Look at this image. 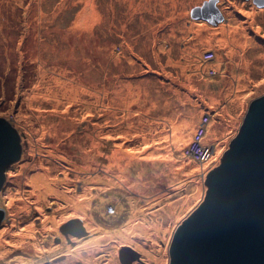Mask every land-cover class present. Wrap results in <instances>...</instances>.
<instances>
[{"label":"rangeland","instance_id":"obj_1","mask_svg":"<svg viewBox=\"0 0 264 264\" xmlns=\"http://www.w3.org/2000/svg\"><path fill=\"white\" fill-rule=\"evenodd\" d=\"M86 1L0 0V119L24 149L0 193V264H123L125 250L136 253L125 264H169L206 174L264 95V0H91L90 22ZM212 3L217 25L197 10ZM236 28L251 40L248 70L227 55L233 42L217 43ZM206 115L215 157L199 165L184 151ZM42 171L51 190L39 201L27 181ZM78 219L82 235L60 233Z\"/></svg>","mask_w":264,"mask_h":264},{"label":"water","instance_id":"obj_2","mask_svg":"<svg viewBox=\"0 0 264 264\" xmlns=\"http://www.w3.org/2000/svg\"><path fill=\"white\" fill-rule=\"evenodd\" d=\"M214 9L212 3L197 10L217 25L225 19ZM23 150L22 135L1 118L0 193ZM206 175L202 203L173 234L169 264H264V95L251 102L220 164ZM6 222V211L0 208V228ZM81 223L79 219L71 221L60 232L67 235L78 230L82 235ZM125 251L128 255L120 257L123 264L136 255Z\"/></svg>","mask_w":264,"mask_h":264},{"label":"bare ground","instance_id":"obj_3","mask_svg":"<svg viewBox=\"0 0 264 264\" xmlns=\"http://www.w3.org/2000/svg\"><path fill=\"white\" fill-rule=\"evenodd\" d=\"M91 3H92L91 0H87L86 1L85 11L87 12L88 15L86 16L84 21H87V20H89V22L90 21H94V19H96V17L98 16V13L93 8V6H91ZM74 24H76V27L78 26L77 22H75ZM231 31H232L233 36H231L230 40H229V36L222 34V35L218 36L220 38L218 39L217 43H219L221 46L222 45L225 46L226 44H229V45L232 46L233 44L231 42H233L235 45H234V47H232L233 48L232 50L229 48L230 50L227 51V48L226 47L224 48V49H226L227 55L235 57V50H237L238 51L237 54L240 55L239 56V60L243 64V68L244 69L246 68L245 70H248V67H247L248 65L246 63V59H247L246 55H247V53H245V51H242V50H244V46L251 42V40L248 38L247 29L246 28H243V29H237L236 28V29H232ZM229 35H231V32H229ZM210 38H215L216 39V37H214V36L207 37L208 45L214 44V39H210ZM203 56H204V53H202V56H201V58H202L201 62L202 63L204 61ZM197 60L198 59H196V61ZM212 60L213 61L216 60V54H215V58H213ZM207 63H209V62H207ZM207 63H205V64H207ZM169 64H173V63L169 62ZM187 65L188 64H186L183 67V71L184 72H186V69L188 68ZM245 70L241 71L239 74H237V76H239L237 78L240 79V83L242 85H243V82H244L242 79L245 80V83H248V82H246L247 76L245 74ZM49 83H51V81ZM51 88H52V83L48 87L44 86V97H47V96L54 97L53 94H52ZM238 88H240V86ZM71 89H73V91ZM71 89H69V90H71L72 94L69 93V95H67V97L71 96L73 98V96L75 94V89L74 88H71ZM68 91H66V93ZM34 98H35V96L32 97V99H34ZM35 99H37V98H35ZM216 99H217V95L215 94V98L213 99V101H216ZM127 128H128L127 130H132V128L129 125L127 126ZM112 157H113V163H115V165H118L120 170H123V169H121V168H123L122 167V159L125 161V159L127 157V154H125V153L123 154V150L122 149L116 148V149H114V153H113ZM166 159H168V158H166ZM83 169H85V168H83ZM27 182H29L31 184V186L33 188V192L37 194L36 198L39 201H43L44 200V192H45V195L47 196V194L51 190V188H50L51 181L49 180V175L46 174V173L44 174V171H42L39 175H37V176H35L33 178H29V180ZM0 242H1V240H0Z\"/></svg>","mask_w":264,"mask_h":264},{"label":"built area","instance_id":"obj_4","mask_svg":"<svg viewBox=\"0 0 264 264\" xmlns=\"http://www.w3.org/2000/svg\"><path fill=\"white\" fill-rule=\"evenodd\" d=\"M212 57L213 56L211 54H208L206 60H212ZM203 120L204 121L202 122V125L199 126L192 142L184 151L186 157L195 160L199 165L205 164L215 157L214 146L203 143L206 135V129L210 124L211 117L206 115ZM110 210H112V213L115 212L114 209Z\"/></svg>","mask_w":264,"mask_h":264},{"label":"flooded vegetation","instance_id":"obj_5","mask_svg":"<svg viewBox=\"0 0 264 264\" xmlns=\"http://www.w3.org/2000/svg\"><path fill=\"white\" fill-rule=\"evenodd\" d=\"M61 233V232H60ZM62 234V233H61ZM68 235H70V234H67L66 236H68Z\"/></svg>","mask_w":264,"mask_h":264},{"label":"clouds","instance_id":"obj_6","mask_svg":"<svg viewBox=\"0 0 264 264\" xmlns=\"http://www.w3.org/2000/svg\"><path fill=\"white\" fill-rule=\"evenodd\" d=\"M215 168V167H214ZM205 195V194H204Z\"/></svg>","mask_w":264,"mask_h":264}]
</instances>
